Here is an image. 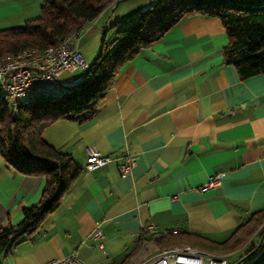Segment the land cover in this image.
I'll use <instances>...</instances> for the list:
<instances>
[{"label": "crops", "instance_id": "crops-1", "mask_svg": "<svg viewBox=\"0 0 264 264\" xmlns=\"http://www.w3.org/2000/svg\"><path fill=\"white\" fill-rule=\"evenodd\" d=\"M43 1L0 0V30L38 16ZM116 1L93 23L105 28ZM228 42L218 17H184L120 68L92 118L48 125L43 138L70 152L81 173L33 233L0 249V264L71 253L87 264H138L161 249L153 238L163 231L224 241L263 208L264 74L242 78L225 61ZM89 148L111 161L88 169ZM129 159L133 168L122 175ZM220 173L217 185L202 190ZM45 183L15 171L0 153V225L18 223ZM97 224L101 238L93 236ZM263 238L258 232L251 240L260 246Z\"/></svg>", "mask_w": 264, "mask_h": 264}, {"label": "trees", "instance_id": "trees-1", "mask_svg": "<svg viewBox=\"0 0 264 264\" xmlns=\"http://www.w3.org/2000/svg\"><path fill=\"white\" fill-rule=\"evenodd\" d=\"M113 0H44L40 14L24 25L0 30V57L25 47L56 45L74 30L96 19ZM155 0L136 17L115 22L114 39L103 41L97 58L67 94L55 100L36 99L12 106L0 87V153L15 171L44 176L40 200L25 207L18 223L0 225V249H8L19 238L33 233L59 205L81 173L70 152L48 143L44 129L58 119L80 123L94 115L120 68L144 47L184 17L205 14L218 17L228 35L223 49L225 61L234 65L242 78L264 74V0ZM126 21L125 24L120 25ZM264 232V207L237 226L224 241L195 232L167 233L153 238L160 248L189 244L215 254L240 248L251 254V264H264V245L251 240ZM255 250V252H254ZM229 264V263H228Z\"/></svg>", "mask_w": 264, "mask_h": 264}, {"label": "built area", "instance_id": "built-area-1", "mask_svg": "<svg viewBox=\"0 0 264 264\" xmlns=\"http://www.w3.org/2000/svg\"><path fill=\"white\" fill-rule=\"evenodd\" d=\"M82 29L74 30L56 45L46 48L25 47L15 54L0 57V87L7 92L12 106L32 103L36 99L55 100L70 92L71 88L61 80L64 72L86 70L88 62L79 50ZM70 80L72 75L68 77ZM111 156L96 148H89L87 168L92 170L111 161ZM134 161L129 159L120 164L122 175L133 168ZM223 174L210 175L202 190L217 185ZM177 233L178 230L163 231L161 234ZM93 236H104L103 229L97 224ZM103 246L102 242H99ZM224 255L214 254L189 244H176L159 249L138 264H228ZM39 264H87L77 254L48 259Z\"/></svg>", "mask_w": 264, "mask_h": 264}, {"label": "rangeland", "instance_id": "rangeland-1", "mask_svg": "<svg viewBox=\"0 0 264 264\" xmlns=\"http://www.w3.org/2000/svg\"><path fill=\"white\" fill-rule=\"evenodd\" d=\"M154 2L155 0H117L113 11L110 13L111 20L106 23V27L103 28L104 21L103 20H96L93 23V20L88 22L84 28L82 29V37L79 42V50L85 56L88 62V68L86 70H76L74 72H64L61 76V80L67 84L71 85L80 79L86 71L89 69L93 61L97 58L100 53L101 45L103 41V29L106 30L105 33V41L106 43L111 42L116 34V26H114L115 22L120 18H127V17H136L139 13L133 9L137 6L140 2ZM174 2H178L175 0ZM41 10V8H40ZM119 17V18H118ZM128 20H124L120 25H123ZM69 75L73 76V79H68ZM5 95L9 98L6 91ZM264 239V238H263ZM264 245V240H263ZM218 255H224L228 258L229 264H251V255H245L244 251H238L234 254L229 255V253H220Z\"/></svg>", "mask_w": 264, "mask_h": 264}]
</instances>
